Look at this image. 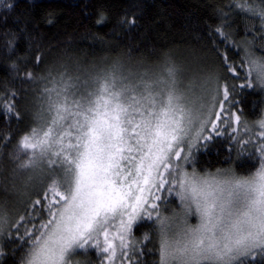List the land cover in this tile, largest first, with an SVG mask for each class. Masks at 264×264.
<instances>
[{
  "label": "snow or ice",
  "instance_id": "obj_1",
  "mask_svg": "<svg viewBox=\"0 0 264 264\" xmlns=\"http://www.w3.org/2000/svg\"><path fill=\"white\" fill-rule=\"evenodd\" d=\"M236 6L264 22V9L247 0ZM216 32L227 39L222 27ZM221 58L239 77L227 55ZM245 61L243 84L210 80L195 99L173 66L156 77L130 78L113 66L85 79L61 73L50 81L35 126L13 153L17 175L42 191L14 221L0 206V241L8 236L29 245L20 264H74L78 250L91 249L101 254L100 264H131L130 252L139 251L134 226L151 221L159 264H264V118L249 126L239 108L232 110L238 88H252L253 80L264 88V60L245 49ZM12 97L0 103L6 121L20 119ZM226 134L236 152L228 162L239 166L254 150L259 167L248 175L232 168L197 172V153ZM169 197L180 211L166 216ZM2 249L0 243V256Z\"/></svg>",
  "mask_w": 264,
  "mask_h": 264
},
{
  "label": "trees",
  "instance_id": "obj_2",
  "mask_svg": "<svg viewBox=\"0 0 264 264\" xmlns=\"http://www.w3.org/2000/svg\"><path fill=\"white\" fill-rule=\"evenodd\" d=\"M245 0H0V103L12 102L20 119L0 118V206L10 221L25 215L29 199L41 193L39 182L18 179L13 159L20 136L35 126L41 93L64 73L85 79L119 66L130 78L156 77L173 66L182 90L200 96L210 80L229 86L245 82V49L264 58V22L241 11ZM10 5L6 7L5 5ZM264 9L262 0H247ZM103 18V23L98 21ZM135 20V23L128 21ZM222 27L227 39L216 29ZM227 55L239 77L227 73ZM39 58V59H37ZM245 65V67H240ZM31 74L29 78L28 74ZM181 75V78H180ZM182 81V82H181ZM236 105L242 120L253 126L264 112V88H238ZM230 133V130H229ZM229 135L217 138L197 153L199 170L233 167L249 174L259 166L254 150L237 165ZM23 158V156H22ZM31 230V229H30ZM15 232V228L10 229ZM24 231L23 228L20 229ZM133 236L139 252L131 264H159L157 225L137 224ZM147 237V238H146ZM0 264H20L28 244L5 236Z\"/></svg>",
  "mask_w": 264,
  "mask_h": 264
},
{
  "label": "rangeland",
  "instance_id": "obj_3",
  "mask_svg": "<svg viewBox=\"0 0 264 264\" xmlns=\"http://www.w3.org/2000/svg\"><path fill=\"white\" fill-rule=\"evenodd\" d=\"M252 8H258V7H252ZM252 56L254 58H260V59L264 60V58H262V57H260L258 55H253L252 54ZM180 78H181V75H180ZM253 84H255L254 80H253ZM194 97H197V96H194ZM225 104L227 106V102H225ZM262 118H264V112H263V114H262L260 119H262ZM195 167H196L197 172H199L200 174H204L206 172L207 173H215L217 170H224V169H228V168L234 169L233 167L230 166V167H227V168H220V169H216V170H212V171H203V170H199L198 163H195ZM190 170H191V168L189 167V171ZM236 174H238V173L236 172ZM238 175H244V174H238ZM245 175H248V174H245ZM18 179L23 181L24 178L22 176H19ZM168 202H169L168 203V207L162 209V212H163L164 215L171 216L172 215V211H176V212L180 211L179 201L178 200H176L175 198L169 197L168 198ZM196 222H197L196 221V217H190L189 218V224H193L194 225ZM134 228H135V226H134ZM134 240L136 242L135 243V247L139 249L137 240L135 238H134ZM158 242H159V238H158ZM138 252H136V253H138ZM136 253H134V254H136ZM130 254L132 255L133 253L130 252ZM117 255L119 257V251H118ZM132 257H134V255H132ZM100 261H101V254L95 249H91V250H89L87 252H80L78 250V253L75 255V258H74V264H100ZM132 261H133V258H132ZM132 261H131V263H132ZM117 264H119V261H117ZM125 264H128V262L125 261Z\"/></svg>",
  "mask_w": 264,
  "mask_h": 264
}]
</instances>
